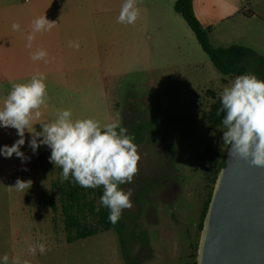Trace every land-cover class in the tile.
<instances>
[{
	"label": "rangeland",
	"instance_id": "374dc122",
	"mask_svg": "<svg viewBox=\"0 0 264 264\" xmlns=\"http://www.w3.org/2000/svg\"><path fill=\"white\" fill-rule=\"evenodd\" d=\"M256 2L246 0L243 5L253 6L264 17V0ZM105 20L107 29L124 28L115 23L113 14ZM57 25L67 27L66 20L60 18ZM2 26L0 67L1 45L9 38ZM247 30L255 38H236L231 43H252L254 51L264 56V23L258 21ZM119 37L121 43L115 42V35L105 36L104 45L90 58L65 50L64 55L56 52L61 57L57 61L42 63L49 100L41 111L46 120L55 119L58 109H71L73 119L92 117L101 124L119 117L134 137L141 156L139 171L131 184L120 186L133 190V207L119 219L129 260L113 229L67 243L57 190L62 182L60 167L49 162L46 145L32 153L27 132L21 151L29 160L22 164L15 154L0 155V258L8 254L11 261L19 256L31 264H193L196 260L201 214L214 185L212 174L218 156L228 148L222 140L225 127L211 125L208 112L236 76L221 75L201 48L187 45L179 50L172 42L167 58L159 61L162 64L147 67L133 59L129 36ZM28 80L0 78V106L12 83ZM34 127L40 130L39 123ZM18 138L15 129L0 127V147L11 146ZM17 178L30 179L31 187L17 191L12 187ZM38 240L48 251L32 256L28 247Z\"/></svg>",
	"mask_w": 264,
	"mask_h": 264
},
{
	"label": "clouds",
	"instance_id": "9594fccd",
	"mask_svg": "<svg viewBox=\"0 0 264 264\" xmlns=\"http://www.w3.org/2000/svg\"><path fill=\"white\" fill-rule=\"evenodd\" d=\"M140 15L138 0H124L117 22L134 25ZM56 23L44 14L33 19L25 46L31 49L36 34L51 31ZM11 27L13 31L21 30L17 22ZM68 46L78 50L80 42L69 41ZM30 59L48 63V52L39 47L30 52ZM46 79L44 72L37 71L26 82L12 83L0 106V127L15 129L19 138L11 146L0 147V155L11 158L15 154L24 164L30 157L25 156L21 146L25 144V133H29L28 147L32 153L46 145L50 149L49 162L62 169V181H68L71 176L83 188H103L100 205L109 210L108 220L116 224L122 212L133 207V190L125 191L120 186L131 184L139 171L141 156L134 137L128 134L119 117L101 124L92 117L73 119L71 109H58L55 119H43L41 109L49 100ZM220 103L217 115L225 113L222 124L226 129L222 140L230 146V153L249 160L253 166L264 167V80L251 72L236 76L220 93ZM37 123L39 131L34 127ZM31 184L30 179L17 178L12 187L25 192ZM46 251V244L39 240L28 247L32 256ZM0 259L2 264H31L19 256L10 261L8 254Z\"/></svg>",
	"mask_w": 264,
	"mask_h": 264
},
{
	"label": "crops",
	"instance_id": "0c3cea01",
	"mask_svg": "<svg viewBox=\"0 0 264 264\" xmlns=\"http://www.w3.org/2000/svg\"><path fill=\"white\" fill-rule=\"evenodd\" d=\"M244 1L246 0H192L194 14L208 32L214 47L237 44L239 41L231 43V40L245 39L249 36V26L256 25L258 21L264 23V17L253 6L245 7ZM123 2L124 0H0V23L3 25L1 31L9 37L1 45L4 53L0 78L11 82L18 76L30 79L37 71L45 72L42 64L44 61L34 62L30 59V52L39 47L47 50L49 61L60 59L56 52L64 55L65 50L82 52L83 56L90 58L93 51H99L104 45L107 35L117 36L115 42L119 43L122 42L119 35L129 36L133 59L147 67L162 64L159 61L167 58L166 52L170 49L171 42L179 50L187 45L201 48L186 21L174 10L176 0H138L141 15L134 25L117 22ZM43 14L50 21H56V24L60 18L65 19L67 27L57 25L51 31L37 33L32 48L29 49L25 46V37L31 31L32 20ZM110 14L116 18L115 23L124 28L107 29L105 19ZM95 16L98 18L95 19ZM101 20H105L103 24H99ZM9 21L19 23L21 30L13 31L11 26H7ZM258 27L262 26L259 24ZM74 40L80 42L78 50L68 46L69 41ZM248 44L239 43L254 50V45Z\"/></svg>",
	"mask_w": 264,
	"mask_h": 264
},
{
	"label": "water",
	"instance_id": "95a60500",
	"mask_svg": "<svg viewBox=\"0 0 264 264\" xmlns=\"http://www.w3.org/2000/svg\"><path fill=\"white\" fill-rule=\"evenodd\" d=\"M196 264H264V167L226 150L200 231Z\"/></svg>",
	"mask_w": 264,
	"mask_h": 264
},
{
	"label": "trees",
	"instance_id": "16d2710c",
	"mask_svg": "<svg viewBox=\"0 0 264 264\" xmlns=\"http://www.w3.org/2000/svg\"><path fill=\"white\" fill-rule=\"evenodd\" d=\"M174 10L186 21L202 50L208 56L214 68L221 75L238 76L251 72L255 75L259 74L264 77V56L259 55L252 48L239 44H232L228 47H214L211 44L208 32L203 28L194 14L192 0H176ZM220 108L221 103L220 98H218L210 106L208 122H210L211 125L213 124L224 127L222 119L225 113L220 112V114L217 115V111ZM225 156L226 151L218 156L220 157V160L217 169H215V172L212 174L213 184L215 183L220 168L225 165ZM59 169L62 172V169ZM57 190L62 201L61 207L64 217L65 231L67 233V243H72L113 229L119 236L126 260H129L130 257L125 247L123 227L120 224V221L116 224H112L108 220L109 210L100 205V197L103 194L102 187L83 188L75 183L70 176L68 181H62L57 185ZM211 193L205 202L201 214L200 230L202 228L203 218L208 207ZM96 199L99 200V204H95ZM98 208L99 211H97ZM193 264H196V260Z\"/></svg>",
	"mask_w": 264,
	"mask_h": 264
},
{
	"label": "built area",
	"instance_id": "2783aa9c",
	"mask_svg": "<svg viewBox=\"0 0 264 264\" xmlns=\"http://www.w3.org/2000/svg\"><path fill=\"white\" fill-rule=\"evenodd\" d=\"M24 1L28 2L29 0H24Z\"/></svg>",
	"mask_w": 264,
	"mask_h": 264
}]
</instances>
